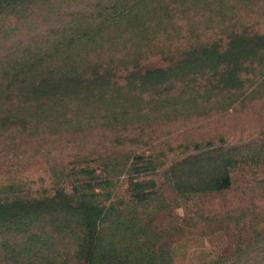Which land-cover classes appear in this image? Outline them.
Instances as JSON below:
<instances>
[{"label": "trees", "instance_id": "obj_1", "mask_svg": "<svg viewBox=\"0 0 264 264\" xmlns=\"http://www.w3.org/2000/svg\"><path fill=\"white\" fill-rule=\"evenodd\" d=\"M253 107L264 0H0V264H264Z\"/></svg>", "mask_w": 264, "mask_h": 264}, {"label": "rangeland", "instance_id": "obj_2", "mask_svg": "<svg viewBox=\"0 0 264 264\" xmlns=\"http://www.w3.org/2000/svg\"><path fill=\"white\" fill-rule=\"evenodd\" d=\"M247 119L249 120L250 126L245 129L243 139L261 138L263 136L262 132L264 131V109L262 107H253L248 110L237 109L227 115L224 121L229 127H233L236 123H245Z\"/></svg>", "mask_w": 264, "mask_h": 264}]
</instances>
